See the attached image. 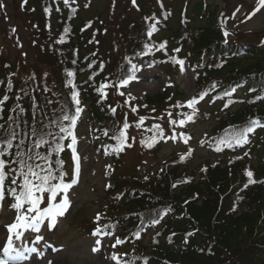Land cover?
<instances>
[{"label":"trees","instance_id":"16d2710c","mask_svg":"<svg viewBox=\"0 0 264 264\" xmlns=\"http://www.w3.org/2000/svg\"><path fill=\"white\" fill-rule=\"evenodd\" d=\"M37 3L35 1L36 7ZM58 4L54 7L50 2L44 8L59 14L60 23L66 24L68 31L63 33L65 39L61 47L50 43L49 54L55 55L57 61L50 63L52 57L49 56V61L45 62L49 66L47 72L36 67L35 72L29 74L19 67L11 68L10 61L0 60V125L3 126L0 127V143L9 138L11 131L17 133L12 146L0 157L9 162L5 171L16 167L12 162L17 159L18 151L33 149L39 138L31 135L35 128L38 133L43 130L53 135L46 137L50 143L35 147L32 154L47 156L54 174L61 172L60 161H63L65 174L71 136L60 132L57 125H72L63 119L64 115H75L78 119L86 114L94 136L104 138L107 131L105 141L119 135L109 98L117 93L107 90V82L102 80L106 65L116 74L113 77L116 82L131 77L128 73L131 58L173 68L179 59L186 60L196 75L197 96L210 95L215 88L216 94L227 93L229 89L247 91L236 101L239 106L233 108L235 102L230 99L225 110L219 111L223 115L215 117V125L205 138V142L218 144L215 145L218 152L224 153L225 147H233L243 149L244 153L231 160L225 158L216 165L206 161L194 167L191 166L194 149L189 147L185 155L165 161L155 174L122 180L109 190V201L102 205L104 215L108 214L106 227L121 229L118 236H123L124 242H120V246L129 250L120 258L123 264H264V49L227 39L221 26L212 21L209 27L194 31L187 28L182 35L172 37L175 48L169 53L159 45L142 42L150 28L145 23L147 25H135L129 30L124 54L117 55L115 61L94 60L93 56L82 59L79 46H72L71 41L79 43L86 29L82 26L78 29L69 21L74 13L79 17L78 11L59 0ZM153 29L162 30L156 26ZM153 32H149L150 35ZM110 35L114 33L107 34L105 39ZM31 38L39 47L43 46L41 33H32ZM89 42L96 43V40L90 38ZM69 72L73 75L69 76ZM169 91L170 88H165L160 94L143 97L138 101L139 107L163 105L170 99L165 110L171 116L184 117L188 113L195 123L202 121L197 112L188 110L184 114L185 102L177 100L175 94L174 98L170 97ZM73 93L78 95L74 98ZM77 108L82 111L77 113ZM206 118L211 117L206 115ZM253 120L260 121L254 131L247 133L248 141H254L236 144V138ZM139 126L144 130L141 123ZM144 139L148 143L151 137L144 134ZM57 140L63 145L60 152L53 151ZM163 145L164 140L158 139L150 146L155 158ZM113 155L116 159L117 155ZM36 162L47 167L43 160ZM249 171L255 183L248 182ZM10 179L11 174L6 186ZM9 197L6 193V198Z\"/></svg>","mask_w":264,"mask_h":264},{"label":"rangeland","instance_id":"374dc122","mask_svg":"<svg viewBox=\"0 0 264 264\" xmlns=\"http://www.w3.org/2000/svg\"><path fill=\"white\" fill-rule=\"evenodd\" d=\"M35 1L38 2L37 7ZM54 1L58 0H0V60L10 61L11 68L19 67L29 74H33L36 67H40L42 72L48 71L49 66L45 62L49 61V56L52 57L50 63L57 61L55 55L49 54V45L53 43L61 47L65 39L63 33L68 29L66 24L60 23L59 14L47 8L45 10V4L47 6L51 2L53 5ZM59 1L78 11L79 17L74 13L70 15L69 21L74 22L78 29L81 26L86 29L78 45L71 41L72 46H79L82 59L93 56L94 60L103 61L107 58L108 63L115 61L117 55L120 57L124 54L129 30L139 24H148L150 27L142 40L145 45H159V48H166L169 53L175 48L172 37L182 35L187 28L194 31L209 27L212 21L217 22L230 39L241 45H256L264 49V6L256 10L259 0ZM154 26L162 30L155 31ZM35 31L42 34V47L31 38ZM149 32H153L152 35ZM110 33L114 35L105 39ZM90 38H94L96 43L89 42ZM178 61L173 68L168 64L162 66L155 63L150 66L141 58H131L128 68L131 77L127 79L131 78V81L126 84L119 80L113 82L116 74L106 65L102 80L107 82V90L117 93L109 98L115 109L114 123L119 135L123 130L126 136L123 149L115 151L120 141L114 140L112 136L106 141L105 135L104 138L94 136L86 116L76 123L74 135L77 143L73 146L76 151L74 153L72 150L70 155L67 153L64 165V182L77 180L74 157H79L78 182L67 193L70 206L63 216L57 218L54 228L47 226L49 220L46 219L41 222L39 231L20 229V235H17L6 227L15 222L17 212L10 207L11 201L5 198L0 209V260L7 259L4 249L10 240L15 249L13 255L19 254L20 258L10 260L9 264H117L112 259L113 255L118 256L120 264H123L120 258L129 250L120 246L124 242L123 236L118 237L117 234L121 231L105 227L109 221L105 220L108 214L104 215L102 205L108 203L110 189L128 177L155 174L165 161L185 155L189 147L194 149L191 163L194 167L206 161L216 165L218 161L238 158L244 153L233 147L226 148L224 153H217L203 143L215 125V117L223 115L219 111H222L225 99L206 97L201 100L195 111L202 116L200 123H195L192 116L189 120L188 113L184 117L176 114L171 116L165 110L170 99L163 105L139 107L138 101L143 97L155 96L165 88H170V97L174 98L175 94L177 100L185 102L184 114L188 108L193 109L188 106V102L197 97L195 75L187 63L183 62L181 66ZM243 92L237 91L236 95L242 98ZM206 115L211 118L207 119ZM181 120L185 121L184 124H180ZM125 123L129 125L127 129H123ZM139 123L144 130L140 129ZM144 134L151 137L148 143ZM158 139H165V143L155 158L149 145ZM113 153L117 155L116 159ZM60 199L61 196H58L57 203ZM47 203L46 198L40 205L41 209ZM110 223L115 225V222ZM97 228L101 232L94 234ZM117 240L121 243H117ZM94 248L99 250L93 251Z\"/></svg>","mask_w":264,"mask_h":264},{"label":"snow or ice","instance_id":"6c2138e0","mask_svg":"<svg viewBox=\"0 0 264 264\" xmlns=\"http://www.w3.org/2000/svg\"><path fill=\"white\" fill-rule=\"evenodd\" d=\"M135 2V0H133ZM260 6H264V0H259V6L257 7V11ZM255 14V13H253ZM151 34V33H149ZM163 47V45H161ZM178 63L182 66L183 61H178ZM135 65H133V69H135ZM69 76H72L73 73L69 72ZM134 78V77H133ZM125 80L123 83H127ZM106 87V85H105ZM78 94L73 93V97L75 98ZM206 95V93L202 94ZM76 103L79 104V100H76ZM198 103L197 99H192L188 102V106L193 108V112L195 113L196 109L194 105ZM82 109L77 108L76 112L79 113ZM115 109H113V112ZM76 116H68L64 115V120H69L72 126L75 125ZM189 120L192 119L191 116L188 117ZM143 118H141V122ZM184 120L180 121V124H184ZM260 125L259 120L251 121V125L246 129L244 133L238 136L235 140L236 144L247 143V133L254 131L255 126ZM59 127L60 132L66 133L71 136V145L74 146L77 143V138L73 134L72 127H64L62 124L57 125ZM0 127H3L0 125ZM129 125L125 123L123 125V129H127ZM31 135L33 137L39 136V138L33 144V149L35 147H39L41 144L50 143L46 140L47 136L53 135L50 132H45L41 130L39 133L35 128L32 129ZM105 135H107V131H105ZM17 138V133L15 130L9 133V138L4 142L0 143V157L5 155L6 148H10L12 146V141ZM66 137H60V139H64ZM114 139L120 141V146L115 149V151H121L123 149V145L126 141V136L124 131L120 132V135L114 136ZM224 143V141H221ZM151 146V145H149ZM229 146H232L231 142H229ZM33 149H29L27 152L18 151L16 153L17 159L12 163H15V168H9V171H5L6 165L9 163L5 159H0V209H2L3 201L5 200L7 193L14 200V203L10 205V207L17 212V216L15 218V222L11 225L6 226L10 232H14L17 235H20L18 230L20 229H33L35 231H39L40 224L42 221L46 219L49 220L48 227L54 228L57 223V218L63 216L70 206V200L68 198V191L73 186L74 183L78 182V176L80 171L79 165V157L75 156L76 160L75 172L77 176V180H73L71 183L64 182V174L62 170L63 161H60L61 172L59 174H54L52 170L51 162L47 156H40L38 153L33 155ZM63 150V145H61L58 140L53 148L54 152H60ZM73 152L75 153V147H72ZM37 160H43L47 167L44 164L37 163ZM31 161V162H30ZM11 174V179L9 184L6 186L5 182L9 179ZM252 172H247V176L249 177V183H255L252 177ZM59 180V183H54V181ZM61 196L60 201L57 203V197ZM47 198V206L41 209L40 205L42 201ZM101 229L97 228L94 234L100 233ZM40 239V237H37ZM120 241H117L119 243ZM100 241H97L99 244ZM31 251H35V249H30ZM98 248H94L93 251H98ZM5 255L7 259L0 260V264H9L10 260L19 259L20 255H13L15 249L12 246L11 241L9 240L8 247L4 249ZM113 260L117 261V264H120L119 257L113 255Z\"/></svg>","mask_w":264,"mask_h":264}]
</instances>
